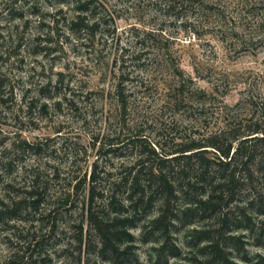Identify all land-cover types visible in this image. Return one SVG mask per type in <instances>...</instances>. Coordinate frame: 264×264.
<instances>
[{
  "label": "rangeland",
  "instance_id": "rangeland-1",
  "mask_svg": "<svg viewBox=\"0 0 264 264\" xmlns=\"http://www.w3.org/2000/svg\"><path fill=\"white\" fill-rule=\"evenodd\" d=\"M75 1L0 0V264H117L100 255L90 231L87 190L66 205L75 183L95 165L100 173L132 162L133 141L172 153L228 125H248L249 96L264 102V0H93L89 27L72 33ZM177 67L193 80L183 103L171 92ZM35 177L39 209L14 206ZM192 220L172 231L188 258L199 250L194 230L206 224ZM253 223L245 249L235 252L250 263L240 264H264V215ZM132 232L125 264L176 262L158 258V244L146 243L139 227Z\"/></svg>",
  "mask_w": 264,
  "mask_h": 264
},
{
  "label": "trees",
  "instance_id": "trees-1",
  "mask_svg": "<svg viewBox=\"0 0 264 264\" xmlns=\"http://www.w3.org/2000/svg\"><path fill=\"white\" fill-rule=\"evenodd\" d=\"M92 2H74L77 15L70 22L72 33L89 27L86 22ZM184 76L182 69L175 68L174 82L178 84L171 92L181 98V103L189 101L192 95L185 92V85L193 80ZM122 81L114 90L120 113L128 108ZM217 90L214 86L209 95H215ZM197 91L208 95L206 91ZM254 99L248 97L254 109L248 125H228L202 140L182 143L172 153L154 148L146 141H133L130 144L138 148V156L132 162L100 173L95 165L88 178L86 174L75 183L66 205L72 195L87 190L83 207L103 258L109 255L117 264L127 263L125 258L132 254L135 240L132 229L139 227L146 243L158 244L154 248L156 256L166 263L170 260H176L174 264H240L237 260L250 263L247 257L235 256V252L240 254L245 249V232H253V216L264 215V102L260 104ZM200 107L202 113L205 106ZM109 149L107 153L114 151L112 147ZM37 178L29 197L14 206L25 204V209H39L42 194ZM195 218L206 224L194 230L199 250L188 258L173 243L172 231ZM258 247L264 248V242L258 240Z\"/></svg>",
  "mask_w": 264,
  "mask_h": 264
}]
</instances>
